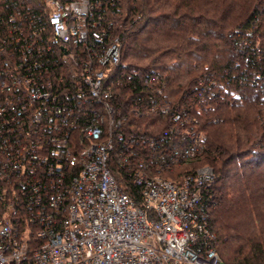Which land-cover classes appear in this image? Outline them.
Segmentation results:
<instances>
[{"label": "built area", "instance_id": "built-area-1", "mask_svg": "<svg viewBox=\"0 0 264 264\" xmlns=\"http://www.w3.org/2000/svg\"><path fill=\"white\" fill-rule=\"evenodd\" d=\"M113 5L0 0V264H221L212 167L163 172L203 152L199 120L235 83L264 108V37L231 30L238 70L202 74L175 103L162 71L122 61ZM149 114L165 127L137 131Z\"/></svg>", "mask_w": 264, "mask_h": 264}, {"label": "trees", "instance_id": "trees-1", "mask_svg": "<svg viewBox=\"0 0 264 264\" xmlns=\"http://www.w3.org/2000/svg\"><path fill=\"white\" fill-rule=\"evenodd\" d=\"M107 15L122 61L162 71L175 103L185 102L183 93L202 74L238 70L231 30H257L264 37V0H114ZM253 66L264 71V59ZM234 87L236 96L224 93L199 120L205 148L185 162L190 168L163 174L175 178L200 165L212 167L209 218L221 264H264V167L258 168L264 164V108L252 85ZM131 120L145 133L149 125H156L155 132L166 125L162 115ZM117 179L135 196L130 177Z\"/></svg>", "mask_w": 264, "mask_h": 264}, {"label": "rangeland", "instance_id": "rangeland-1", "mask_svg": "<svg viewBox=\"0 0 264 264\" xmlns=\"http://www.w3.org/2000/svg\"><path fill=\"white\" fill-rule=\"evenodd\" d=\"M185 165H186V163H183L181 166H185ZM185 167L186 168H190L189 165H186ZM262 167H264V164H261V165L258 166V168H262ZM163 176H166V175L163 174Z\"/></svg>", "mask_w": 264, "mask_h": 264}]
</instances>
